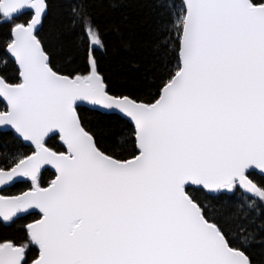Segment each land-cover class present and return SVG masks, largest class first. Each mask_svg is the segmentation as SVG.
I'll return each mask as SVG.
<instances>
[{
  "label": "snow or ice",
  "instance_id": "6c2138e0",
  "mask_svg": "<svg viewBox=\"0 0 264 264\" xmlns=\"http://www.w3.org/2000/svg\"><path fill=\"white\" fill-rule=\"evenodd\" d=\"M53 7L0 0V264H264V0Z\"/></svg>",
  "mask_w": 264,
  "mask_h": 264
},
{
  "label": "trees",
  "instance_id": "16d2710c",
  "mask_svg": "<svg viewBox=\"0 0 264 264\" xmlns=\"http://www.w3.org/2000/svg\"><path fill=\"white\" fill-rule=\"evenodd\" d=\"M53 11L49 18L50 27L46 26V31H49L53 43L59 41L58 46L63 48V54H67L71 51V45L68 39L65 37L64 25L66 24V17L63 14V10L59 7L60 0H53ZM127 11V10H126ZM99 18L102 23L109 24L111 26V18L108 13L103 10H98ZM144 14H137L136 12L130 13V19L133 25V32L131 35H126L123 39L118 37L114 33H109L108 39L110 44L117 49V57H113L111 62L113 65L117 64L118 61L129 55H137L140 58H146L148 55L149 49V37L146 34L145 26L141 22ZM27 16H22L21 21L27 19ZM6 32V28H0V36ZM130 40L132 44L131 53L125 49L124 41ZM91 118V114H88ZM25 187L24 185H18L13 191H19L21 188ZM32 218L28 217L27 221H30ZM24 221V222H27Z\"/></svg>",
  "mask_w": 264,
  "mask_h": 264
}]
</instances>
